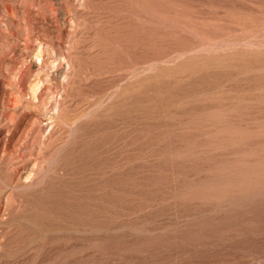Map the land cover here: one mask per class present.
<instances>
[{
    "label": "rangeland",
    "instance_id": "374dc122",
    "mask_svg": "<svg viewBox=\"0 0 264 264\" xmlns=\"http://www.w3.org/2000/svg\"><path fill=\"white\" fill-rule=\"evenodd\" d=\"M0 264H264V0H0Z\"/></svg>",
    "mask_w": 264,
    "mask_h": 264
}]
</instances>
